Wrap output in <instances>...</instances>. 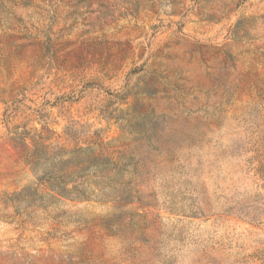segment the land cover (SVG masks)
<instances>
[{
  "label": "rangeland",
  "instance_id": "1",
  "mask_svg": "<svg viewBox=\"0 0 264 264\" xmlns=\"http://www.w3.org/2000/svg\"><path fill=\"white\" fill-rule=\"evenodd\" d=\"M0 264H264V0H0Z\"/></svg>",
  "mask_w": 264,
  "mask_h": 264
},
{
  "label": "trees",
  "instance_id": "2",
  "mask_svg": "<svg viewBox=\"0 0 264 264\" xmlns=\"http://www.w3.org/2000/svg\"><path fill=\"white\" fill-rule=\"evenodd\" d=\"M100 159V157H98V156H92V161H91V163L86 167V168H84V169H82L78 174H79V176H78V179L79 180H82L83 179V177H84V172L86 171V170H89L90 168H93V172L95 173L96 171V169H94L95 168V166H97V165H95L96 164V161H98ZM109 161H107V160H104L103 162H102V164L103 165H109ZM115 164H111V166H114ZM117 165V164H116ZM82 174V175H81ZM47 179H51V178H53V175H49V176H47L46 177ZM43 180H45V179H43ZM57 180H59V179H57ZM69 181H64V183H63V185L65 186L67 183H68ZM65 190V189H64ZM86 189H83V190H79L78 189V186H76V188L75 189H73L72 191H67V194L68 195H66V196H70L71 194H77L79 197H81V198H87V195H85V193H83L84 191H85ZM77 197V196H76Z\"/></svg>",
  "mask_w": 264,
  "mask_h": 264
}]
</instances>
